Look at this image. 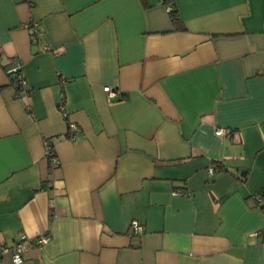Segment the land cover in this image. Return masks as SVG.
Instances as JSON below:
<instances>
[{
    "label": "crops",
    "instance_id": "obj_1",
    "mask_svg": "<svg viewBox=\"0 0 264 264\" xmlns=\"http://www.w3.org/2000/svg\"><path fill=\"white\" fill-rule=\"evenodd\" d=\"M22 235V264H264V0H0V253Z\"/></svg>",
    "mask_w": 264,
    "mask_h": 264
},
{
    "label": "built area",
    "instance_id": "obj_2",
    "mask_svg": "<svg viewBox=\"0 0 264 264\" xmlns=\"http://www.w3.org/2000/svg\"><path fill=\"white\" fill-rule=\"evenodd\" d=\"M168 11L169 12L172 11L171 6H168ZM30 28L32 29V31L34 32L35 35H37V36L41 35L40 31L37 28V25H33ZM36 37H35V40H36ZM8 75H10L12 78L19 75L18 76L19 79H21L23 81V83L26 85V80H25L23 72H22L21 64L16 63L13 66H11L8 70ZM104 91L108 95L109 99L115 100L116 93L110 87H105ZM62 111L66 115L63 107H62ZM73 129H74L73 131L77 130L76 127ZM230 134H231V132L228 130H218L216 132V135H218V136H230ZM73 138L74 137L72 136L71 139H73ZM46 146L48 147V149H47L48 156H51L52 160L57 162L56 158H54L53 152L52 151L50 152V149H49L50 141L49 140L46 141ZM210 171L212 172L213 169H211ZM181 194L182 193H180V192H174V195H181ZM131 230H132V233L136 234V235L142 234L144 231L143 227L140 225L139 222H133L132 226H131ZM49 241H50L49 236H41V237L36 238L35 241H33L27 235H22L20 237L19 241L17 243H15L13 246L3 248L0 255L5 254V253H11L13 263L14 264H22L24 262L25 254L31 245L43 246V245L48 244Z\"/></svg>",
    "mask_w": 264,
    "mask_h": 264
},
{
    "label": "trees",
    "instance_id": "obj_3",
    "mask_svg": "<svg viewBox=\"0 0 264 264\" xmlns=\"http://www.w3.org/2000/svg\"><path fill=\"white\" fill-rule=\"evenodd\" d=\"M171 14L175 17V15H176V12L173 10V8H172V11H171ZM10 76V75H9ZM19 75H17V76H15L14 78H12L11 76H10V83L15 87V89H16V91L18 92V93H26L27 92V88H26V85L23 83V81L21 80V79H19V77H18ZM25 78V77H24ZM50 152H51V150H50ZM50 154V153H49ZM49 157V156H48ZM50 158H51V156H50ZM214 169L215 170H222V169H224L223 167H221L219 164H217V163H214Z\"/></svg>",
    "mask_w": 264,
    "mask_h": 264
}]
</instances>
